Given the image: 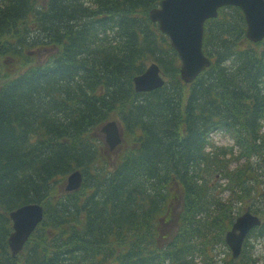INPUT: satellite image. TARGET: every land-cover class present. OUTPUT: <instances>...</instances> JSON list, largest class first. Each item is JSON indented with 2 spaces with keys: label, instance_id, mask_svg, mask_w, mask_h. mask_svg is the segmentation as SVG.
<instances>
[{
  "label": "trees",
  "instance_id": "trees-1",
  "mask_svg": "<svg viewBox=\"0 0 264 264\" xmlns=\"http://www.w3.org/2000/svg\"><path fill=\"white\" fill-rule=\"evenodd\" d=\"M159 1L0 0V264L254 263L264 38L250 42L241 10L220 7L203 28L211 64L185 84L148 18ZM150 61L166 82L137 92L132 77ZM109 119L122 135L112 151L99 131ZM73 169L83 181L65 192ZM27 202L43 219L12 257L8 212ZM244 207L261 224L233 259L223 235Z\"/></svg>",
  "mask_w": 264,
  "mask_h": 264
},
{
  "label": "water",
  "instance_id": "water-1",
  "mask_svg": "<svg viewBox=\"0 0 264 264\" xmlns=\"http://www.w3.org/2000/svg\"><path fill=\"white\" fill-rule=\"evenodd\" d=\"M236 5L244 13L246 36L251 41L264 36V0H161L159 7L149 10V17L157 21L160 31L166 33L181 60L180 76L185 82L191 81L210 62L202 52L203 22L217 14L221 5ZM158 66L151 63L146 70L133 78L137 91L150 90L163 83L158 74ZM101 130L109 148L119 141V131L113 121L106 122ZM81 181L79 171L71 172L67 177V191L78 187ZM42 206L38 203L21 205L10 212L13 231L8 236V245L12 254L21 249L35 225L42 218ZM258 219L248 211L236 217L231 229L225 234L232 256L239 253L245 233Z\"/></svg>",
  "mask_w": 264,
  "mask_h": 264
},
{
  "label": "rangeland",
  "instance_id": "rangeland-1",
  "mask_svg": "<svg viewBox=\"0 0 264 264\" xmlns=\"http://www.w3.org/2000/svg\"><path fill=\"white\" fill-rule=\"evenodd\" d=\"M39 59L42 60L47 54L43 50H34ZM215 140L222 145H230V139L226 135H222L221 133L216 134ZM255 244V254L261 255L262 260H264V240L261 242H256ZM258 264H261L260 262Z\"/></svg>",
  "mask_w": 264,
  "mask_h": 264
}]
</instances>
